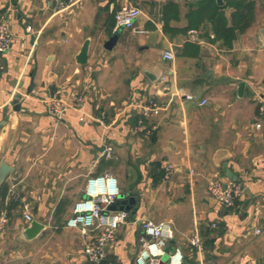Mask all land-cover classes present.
Wrapping results in <instances>:
<instances>
[{"label":"crops","instance_id":"0c3cea01","mask_svg":"<svg viewBox=\"0 0 264 264\" xmlns=\"http://www.w3.org/2000/svg\"><path fill=\"white\" fill-rule=\"evenodd\" d=\"M214 1L217 14L210 0H0L13 34L0 55V165L12 169L0 184V264H135L143 219L172 222L168 247L184 264H264V0ZM123 4L141 7L144 31L115 30ZM76 95L83 105L61 120L48 112L49 97ZM150 98L163 106L145 119L158 129L137 134ZM105 173L136 203L94 263L66 222L87 178ZM215 180L242 184L234 209L209 194ZM24 212L44 224L33 239ZM198 233L201 251L187 244Z\"/></svg>","mask_w":264,"mask_h":264},{"label":"built area","instance_id":"2783aa9c","mask_svg":"<svg viewBox=\"0 0 264 264\" xmlns=\"http://www.w3.org/2000/svg\"><path fill=\"white\" fill-rule=\"evenodd\" d=\"M142 12L143 10L138 5L123 4L114 16V20H116L115 30L132 28L136 32L144 31L135 28L137 17ZM12 44L13 34L10 26L7 22L2 21L0 24V55L9 51ZM163 55L166 60L175 59L174 53L170 50L164 51ZM83 103L84 96L82 95H76L69 100L52 96L48 98V112L57 120H61L67 110L80 108ZM138 108L142 116L133 126L134 132L152 135L158 129L157 125L149 124L145 119L158 116L163 111V106L154 98H150L140 103ZM259 108L264 112V100ZM103 118L99 120L101 123H103ZM112 151L111 146H105L107 156H110ZM174 171L175 165L167 163L165 179H170ZM86 185L85 197L75 203L73 214L66 223L68 227L82 229L86 240L85 252L88 259L94 263H102L106 259L107 246L114 241L119 227L127 222L129 211L115 206V202L121 196V188L118 179L113 174L89 176ZM208 191L212 198L223 203L227 208L234 209L236 199L242 194L243 188L242 184L235 180L227 183L215 180L210 183ZM23 216L27 222L33 221V214L30 212H24ZM8 218V209L1 210L0 231L6 227ZM141 227L144 236L142 245L135 256V264H184V256L179 248L170 254L167 260L163 261L166 248L174 237L172 222L165 220L155 222L154 220L143 219L141 220ZM257 231L260 232L259 229ZM187 244L200 251L204 249V240L199 233L188 237Z\"/></svg>","mask_w":264,"mask_h":264},{"label":"water","instance_id":"95a60500","mask_svg":"<svg viewBox=\"0 0 264 264\" xmlns=\"http://www.w3.org/2000/svg\"><path fill=\"white\" fill-rule=\"evenodd\" d=\"M224 0H217V3L219 5H224ZM118 40V36L117 35H113L111 37V39L107 42V46L108 47H111L116 41ZM87 50H88V41L84 44L82 50H81V53L79 54V58H78V61L79 63H82L84 64V62L87 61L88 57H87ZM242 86H243V82L240 83L239 85V90H242ZM11 167L3 162L1 165H0V184L4 181V179L7 177V175L10 173L11 171ZM228 176L233 178L231 172H228ZM235 178V176H234ZM121 198H124L123 195L120 196ZM136 202H135V198L134 197H129V198H124V200L122 201V205H121V209H127L129 210L131 208L132 205H134ZM31 224L26 228L25 232H24V236L27 238V239H33L34 236H36L38 233H40L42 231V229L44 228V224L43 223H40L39 221L37 220H33L30 222ZM176 250V248H172V250L167 247L166 248V254L163 258V261L167 260L169 258V255L174 253Z\"/></svg>","mask_w":264,"mask_h":264},{"label":"trees","instance_id":"16d2710c","mask_svg":"<svg viewBox=\"0 0 264 264\" xmlns=\"http://www.w3.org/2000/svg\"><path fill=\"white\" fill-rule=\"evenodd\" d=\"M207 6L209 8V12L210 13H213V14H217L218 13L219 7L217 6V4H216V2L214 0H210V2L208 3ZM177 8H178V5L176 3H171L168 7H166V11L172 10V9L174 10V9H177ZM222 17H223V14H221V19H220V20L223 21L224 19H222ZM165 18H166V20H165V30H167L168 29V18L167 17H165ZM217 34L220 36V33H219L218 30H217ZM121 205H122L121 201H116L115 202V206L120 207Z\"/></svg>","mask_w":264,"mask_h":264}]
</instances>
